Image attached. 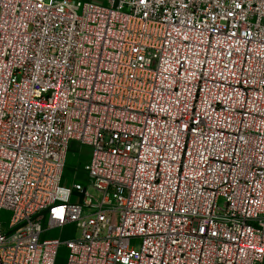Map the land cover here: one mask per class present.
Instances as JSON below:
<instances>
[{
    "label": "built area",
    "instance_id": "2783aa9c",
    "mask_svg": "<svg viewBox=\"0 0 264 264\" xmlns=\"http://www.w3.org/2000/svg\"><path fill=\"white\" fill-rule=\"evenodd\" d=\"M104 1L0 0V264H264V0Z\"/></svg>",
    "mask_w": 264,
    "mask_h": 264
},
{
    "label": "rangeland",
    "instance_id": "374dc122",
    "mask_svg": "<svg viewBox=\"0 0 264 264\" xmlns=\"http://www.w3.org/2000/svg\"><path fill=\"white\" fill-rule=\"evenodd\" d=\"M89 1V0H87ZM94 2L95 4L102 5V6H107V2L104 0H90ZM90 152L91 149L87 145H81L80 143L73 141L71 144V149L69 150L68 157H67V165L63 173V180L62 184L65 187H72L73 183L75 182V171L78 169V171H81L84 169V166L89 162V157H90ZM81 180V182L84 185L88 186V191L90 193H95L94 190L91 187L90 181L86 179V175L84 173H81L77 176ZM73 202H79L80 199L76 195L72 199ZM9 218V214H5L4 216V222L7 223ZM73 226L70 225L67 227V231H72ZM68 234V233H67ZM69 235V234H68ZM68 235H65L67 237ZM59 237V231L58 230H52L48 234H43L41 239H44L45 237ZM131 245L135 248L138 249L141 245V239L140 238H134L131 241ZM69 255V251L65 248L62 247L59 251L58 254V260L57 264H65L66 259Z\"/></svg>",
    "mask_w": 264,
    "mask_h": 264
},
{
    "label": "crops",
    "instance_id": "0c3cea01",
    "mask_svg": "<svg viewBox=\"0 0 264 264\" xmlns=\"http://www.w3.org/2000/svg\"><path fill=\"white\" fill-rule=\"evenodd\" d=\"M90 1V0H89Z\"/></svg>",
    "mask_w": 264,
    "mask_h": 264
}]
</instances>
